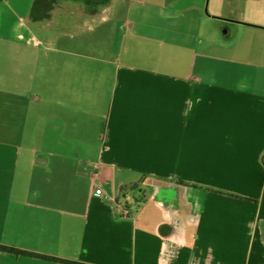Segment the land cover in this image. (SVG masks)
Segmentation results:
<instances>
[{
  "label": "crops",
  "instance_id": "crops-1",
  "mask_svg": "<svg viewBox=\"0 0 264 264\" xmlns=\"http://www.w3.org/2000/svg\"><path fill=\"white\" fill-rule=\"evenodd\" d=\"M36 1L11 25L13 49L33 55L36 70L53 58L55 82L69 66L94 98L87 119L79 116L83 131L76 116L49 123L80 159L67 156L58 170L52 155L48 174L35 165L47 129L32 112L37 98L0 89V248L20 253L0 251V264H264V79L250 81L252 65L228 58L240 51L236 39L214 32L217 19L200 12L205 0L131 9L142 18L131 24L128 2L104 0L101 16L45 38L29 26ZM218 2L234 13L231 1ZM111 69L112 80L94 78ZM74 81L61 85L69 92ZM96 186L102 201L92 200Z\"/></svg>",
  "mask_w": 264,
  "mask_h": 264
},
{
  "label": "rangeland",
  "instance_id": "rangeland-1",
  "mask_svg": "<svg viewBox=\"0 0 264 264\" xmlns=\"http://www.w3.org/2000/svg\"><path fill=\"white\" fill-rule=\"evenodd\" d=\"M119 1L129 3V12H125V16L127 15V17H129L132 10L145 13L147 10L152 11V9H150L151 5L163 4L167 0ZM218 1L219 0H205V2L199 3V5L202 6L200 12L207 18L228 19L230 17L238 19V21L247 25L243 27L245 38L241 41H239L240 39L237 40V38L234 43L235 45H233L237 46V50H240L238 51L239 53H232L228 58L233 59V61L250 63L252 65L250 67L245 66V69L247 68L245 73L249 74L250 81H260L264 79V44L260 46L259 42L264 36V0H237L238 2H236V0H226L231 1L230 3L233 7L231 10L234 11L233 14H229L228 10L224 9V3H219ZM104 2L105 1L101 2V0H99L94 4H87L82 0H65L64 3H62L63 6L59 7L54 12L51 21H44L41 24L30 23L29 26L39 38L51 37L55 32L66 34L78 27L79 22H81L83 18L87 19V16L98 17V15L95 14L101 11L100 9L106 5ZM33 3L34 2H31V0H6L0 5V89L10 92L20 91L21 94L24 93V95L28 94L32 96L34 100L37 98V100H35L37 104H33L32 112L34 111L36 113V116L39 118L38 121H43L48 125L53 121V118L61 117L69 124L73 116H76L78 118V129L83 131L87 122L85 119L81 121L79 116H83L87 119L90 111L87 109L85 103L91 98H94L92 88H84V86L90 83L87 82L89 81V76L81 77L87 84L78 86L77 81L80 79V76H77L78 72H71L70 68L68 69L69 66L64 64L65 69L59 71L58 80L56 82L52 81L54 79L53 58L47 61H41L40 70H36L35 57L33 55L26 56L17 54V51H15L11 45V41L17 44L14 34L10 33L11 25H17L18 21H20V17L27 20V15ZM144 5L146 6L142 7ZM14 11H18L19 16H17ZM7 14L10 16V19ZM135 15L136 14H133L129 17L130 19L127 18L126 20L130 24L141 22L142 18L138 19ZM242 18H245L246 21H242ZM70 21L71 23H68ZM124 25H126L125 22ZM43 28L46 30H42ZM10 35L12 40L8 39ZM128 40H130L129 36L126 37V41ZM18 44L21 45V42L19 43L18 41ZM140 44L146 46V42L144 41H141ZM220 66L221 64L218 62H214V69H219ZM112 70L113 69L103 73L99 71L94 78L110 81L114 73ZM65 79H75L73 86L68 88L69 92H66V88L61 85ZM90 79L92 80L93 76H90ZM19 86L20 90H18ZM69 103H71V106H74V112L73 110H68L69 107L67 104ZM37 129L38 126H36V124L32 127L29 125L26 135L27 141H36L35 134ZM62 137L63 139L67 138V131L63 132ZM57 169H62V166L58 165ZM82 174L85 173L83 172ZM36 175L37 173L31 172L28 174V179L33 180Z\"/></svg>",
  "mask_w": 264,
  "mask_h": 264
},
{
  "label": "flooded vegetation",
  "instance_id": "flooded-vegetation-1",
  "mask_svg": "<svg viewBox=\"0 0 264 264\" xmlns=\"http://www.w3.org/2000/svg\"><path fill=\"white\" fill-rule=\"evenodd\" d=\"M65 0H37L34 4L32 13L36 18H41V16L45 15V18L40 21L41 23L44 21H51L53 19L54 12L64 3ZM69 1V0H66ZM75 1V0H74ZM87 4H94L96 1L99 0H82ZM104 0H101L103 2ZM237 2V0H236ZM95 15L101 16L99 12H96ZM229 21H219L214 20V24L211 23V28L214 30V32L224 41L231 42L232 40L237 39L242 33H243V27L245 26L241 25L244 24L241 21H238V19L234 18H228ZM222 34L227 35L228 37L226 39H223L221 37ZM43 136L41 137V151L38 154V159L41 160L42 163L43 159H48V157H51L54 155L56 166L58 164H61V162L64 164L66 162V159H68L67 156H70L69 158H74L79 160V154L76 150L70 149V148H62L63 146L58 143V141L54 140V137L52 135V131L50 128L45 129ZM69 160V159H68ZM47 170L48 161L44 162Z\"/></svg>",
  "mask_w": 264,
  "mask_h": 264
},
{
  "label": "built area",
  "instance_id": "built-area-1",
  "mask_svg": "<svg viewBox=\"0 0 264 264\" xmlns=\"http://www.w3.org/2000/svg\"><path fill=\"white\" fill-rule=\"evenodd\" d=\"M96 175V174H95ZM92 200L94 201H102L105 198L104 191L99 187L96 186L92 190ZM109 205H113V208L115 210V213L117 216H119L121 219L128 220L132 218L133 214L130 210V208L125 207L117 202L108 203Z\"/></svg>",
  "mask_w": 264,
  "mask_h": 264
},
{
  "label": "water",
  "instance_id": "water-1",
  "mask_svg": "<svg viewBox=\"0 0 264 264\" xmlns=\"http://www.w3.org/2000/svg\"><path fill=\"white\" fill-rule=\"evenodd\" d=\"M45 18V15H43V16H41V18L39 17V18H36L35 16H34V14L32 13V19H33V21H34V23H38V22H40V21H42V19H44ZM217 20H219V21H229V20H227V19H219V18H216ZM241 25H243V26H245V24H241ZM242 36V34L238 37V38H240ZM221 37L223 38V39H226L228 36L227 35H225V34H222L221 35ZM55 124H48L47 126H45L44 127V129L45 128H51L52 126H54ZM58 136V138H57V141L58 140H60L59 139V134L57 135ZM44 161L41 163L40 161L41 160H39L38 158L35 160V165H36V167H39V168H43L44 170H45V172L46 173H51L52 171H54V169H55V161H54V158L51 156V157H48V159H43ZM48 161V165H47V170H46V166H45V163L44 162H47ZM162 233H163V235H165L166 233H167V229L166 228H164L163 230H162Z\"/></svg>",
  "mask_w": 264,
  "mask_h": 264
},
{
  "label": "trees",
  "instance_id": "trees-1",
  "mask_svg": "<svg viewBox=\"0 0 264 264\" xmlns=\"http://www.w3.org/2000/svg\"><path fill=\"white\" fill-rule=\"evenodd\" d=\"M217 194H222V193H220V192H217ZM229 196H230L231 198H233V199H238V200L245 201V202H248V203H250V202H253V201H252V200H250V199H246V198H240L239 196H237V195H234V194H230ZM0 251H6V252L15 253V254H18V255H20V253H19V252H15V251H13V250H11V249H4V248H0Z\"/></svg>",
  "mask_w": 264,
  "mask_h": 264
}]
</instances>
